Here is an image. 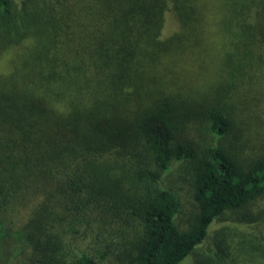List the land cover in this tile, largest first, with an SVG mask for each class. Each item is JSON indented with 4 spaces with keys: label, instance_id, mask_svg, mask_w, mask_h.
Masks as SVG:
<instances>
[{
    "label": "trees",
    "instance_id": "1",
    "mask_svg": "<svg viewBox=\"0 0 264 264\" xmlns=\"http://www.w3.org/2000/svg\"><path fill=\"white\" fill-rule=\"evenodd\" d=\"M248 253L264 264V0H0V264Z\"/></svg>",
    "mask_w": 264,
    "mask_h": 264
},
{
    "label": "rangeland",
    "instance_id": "2",
    "mask_svg": "<svg viewBox=\"0 0 264 264\" xmlns=\"http://www.w3.org/2000/svg\"><path fill=\"white\" fill-rule=\"evenodd\" d=\"M176 170H171V176H176ZM179 190V192L181 193V197H182V199H184V202H183V204H184V206L185 207H188L189 208V206H190V203H189V193L187 192V190H188V185H187V183H182L181 185H180V188L178 189ZM185 199H186V201H185ZM185 211L186 210H183L182 212H181V214H180V216H179V218L181 217V216H184L185 214ZM218 227H220V222H215V223H213V225H212V227H211V231H210V233L208 234V236H207V239L204 241V243L200 246L201 247V250L202 251H211L209 248H211V247H213L214 246V242H213V240H214V230L216 229V228H218ZM251 254V253H250ZM249 253L248 254H246L245 256H243V258H245V259H247L246 260V264H258L259 262H261V259L258 257V255H256V254H253L252 256L250 255ZM186 264V263H185Z\"/></svg>",
    "mask_w": 264,
    "mask_h": 264
}]
</instances>
